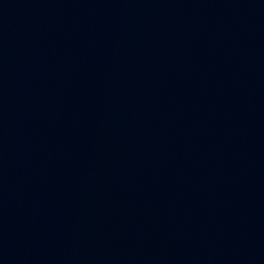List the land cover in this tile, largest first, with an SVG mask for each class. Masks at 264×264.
<instances>
[{"label": "water", "instance_id": "obj_1", "mask_svg": "<svg viewBox=\"0 0 264 264\" xmlns=\"http://www.w3.org/2000/svg\"><path fill=\"white\" fill-rule=\"evenodd\" d=\"M0 264H264V0H0Z\"/></svg>", "mask_w": 264, "mask_h": 264}]
</instances>
